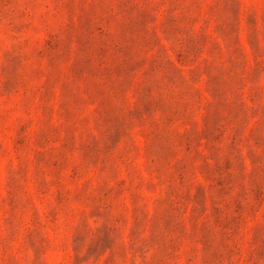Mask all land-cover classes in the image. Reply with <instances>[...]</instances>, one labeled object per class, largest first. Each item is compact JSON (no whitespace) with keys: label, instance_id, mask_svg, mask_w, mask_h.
<instances>
[{"label":"rangeland","instance_id":"rangeland-1","mask_svg":"<svg viewBox=\"0 0 264 264\" xmlns=\"http://www.w3.org/2000/svg\"><path fill=\"white\" fill-rule=\"evenodd\" d=\"M0 264H264V0H0Z\"/></svg>","mask_w":264,"mask_h":264}]
</instances>
